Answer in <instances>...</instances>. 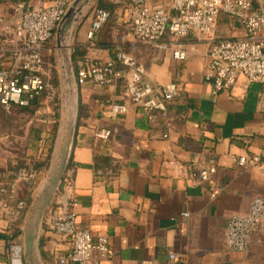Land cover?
Wrapping results in <instances>:
<instances>
[{"label":"crops","instance_id":"0c3cea01","mask_svg":"<svg viewBox=\"0 0 264 264\" xmlns=\"http://www.w3.org/2000/svg\"><path fill=\"white\" fill-rule=\"evenodd\" d=\"M116 9L111 33L106 39L101 33L97 37L107 48L104 57H113L114 35L127 30L126 14ZM218 23L226 37L242 35L239 24L228 20L221 26L227 23L222 16ZM79 42L85 44V32ZM128 42L124 50L144 66L148 82L175 83L179 91L164 112L148 120L122 98L120 88L89 83L78 88L76 130L63 179L70 181L77 225L93 238L107 239L109 256L99 264H264L260 233H252L245 253L225 245L230 217L247 213L253 199H264V175L234 164L240 156H264L260 87L244 88L240 78L232 90L214 95L201 75L205 47L195 39L184 41L188 58L183 63L136 45L130 37ZM108 102L126 105L127 112L115 116ZM100 128L111 131L107 141L94 139ZM48 136L33 153L40 162L51 150ZM209 161H214L215 172L200 183L192 175ZM53 209L51 201L38 232L43 264H57L68 250L67 242L51 230ZM16 221L13 209L0 205V264H20Z\"/></svg>","mask_w":264,"mask_h":264},{"label":"built area","instance_id":"2783aa9c","mask_svg":"<svg viewBox=\"0 0 264 264\" xmlns=\"http://www.w3.org/2000/svg\"><path fill=\"white\" fill-rule=\"evenodd\" d=\"M126 14L124 34H115L110 47L113 57H104L105 50L97 37L110 19V12L95 8L85 31V51L77 62L74 77L78 88H120L124 100L148 119L164 112L175 99V83L157 86L148 82L146 70L124 50L130 37L134 44L155 49L169 59L183 63L188 58L184 41L192 38L204 45L202 79L212 86L214 95L232 90L241 78L243 87L258 85L260 112L264 114V0H166L154 4L150 0H112ZM72 0H42L40 3H14L8 16L0 15V108L27 107L47 89L51 65L46 50L58 23ZM226 15L241 27L242 35L220 37L218 19ZM117 117L127 112L124 104L107 103ZM111 137L108 129H96L94 139L100 142ZM240 168H257L264 175V156H240L234 159ZM215 172L214 161L200 167L192 176L207 182ZM214 197V194H211ZM51 230L68 244L57 264H99L109 256L105 236L93 238L87 228L79 227L71 210L70 181L62 180L52 199ZM15 214L25 204L15 206ZM25 212V211H24ZM21 230V228H20ZM260 233L264 244V199L252 200L247 213L230 217L225 245L229 251L245 253L252 233ZM20 238V235H19ZM169 260L176 257L169 253Z\"/></svg>","mask_w":264,"mask_h":264},{"label":"rangeland","instance_id":"374dc122","mask_svg":"<svg viewBox=\"0 0 264 264\" xmlns=\"http://www.w3.org/2000/svg\"><path fill=\"white\" fill-rule=\"evenodd\" d=\"M100 2L113 7L111 11L107 8L111 13V19L101 32L102 39H106L108 33H111L114 21L119 16L117 5L112 0H78V10L74 15L75 20L70 26V35L66 42L68 52L71 54L72 71L73 49L79 46L81 34L89 27L93 11L99 7ZM11 5L9 1L0 0V15L7 16ZM58 49L54 34L46 50V60L51 65L50 79L46 91L37 101V106L27 110L16 106L9 110L0 108V205L11 207L16 211L17 203L25 204L23 210L25 212L20 214L18 221L20 228L23 227L27 210L45 179L56 141L62 102L69 90ZM46 135H49L51 144L49 158L45 166L36 171L33 167L38 160L33 157V153L37 152L36 146ZM20 245H22L21 233Z\"/></svg>","mask_w":264,"mask_h":264},{"label":"water","instance_id":"95a60500","mask_svg":"<svg viewBox=\"0 0 264 264\" xmlns=\"http://www.w3.org/2000/svg\"><path fill=\"white\" fill-rule=\"evenodd\" d=\"M77 2L78 0H74L70 3L54 33L69 90L68 94L64 95L62 102L56 141L45 179L27 210L23 227L20 230L22 237V245H20L19 250L20 264H43L39 255L38 232L54 194L62 185L64 173L70 160L78 114V87L72 71L71 54L68 52V44L66 42L70 35V26L75 20L74 15L78 10Z\"/></svg>","mask_w":264,"mask_h":264},{"label":"trees","instance_id":"16d2710c","mask_svg":"<svg viewBox=\"0 0 264 264\" xmlns=\"http://www.w3.org/2000/svg\"><path fill=\"white\" fill-rule=\"evenodd\" d=\"M4 1H9V2H11V3H17V2H20V3H27L29 0H4ZM99 8H103V9H105V10H107V8H109L110 11H111V9H113L112 6H110V5H109V6H108V5H104V4H102L101 2L99 3ZM107 11H109V10H107ZM221 16L224 17L225 20H227V23H225V24H221V26H224V25L227 26V25H228V20H229L230 22L234 23V24H235V23L238 24L237 21H235L234 19H232V18H230V17H228V16H226V15H221ZM221 16H220V17H221ZM220 17H219V18H220ZM110 19H111V13H110ZM110 19H109V20H110ZM218 21H219V19H218ZM218 24H219V23H218ZM104 27H105V25H104ZM104 27H103V28H104ZM103 28H102V30H103ZM102 30L100 31V33L102 32ZM218 35H219L220 37H226L225 34L220 33V31H219V27H218ZM84 54H85V51H84V49L81 47V45L76 46V47L73 49V53H72V61H73L74 65H75L76 62H78V61L80 60L81 57L84 56ZM42 95H43V94H42ZM42 95H41L40 97L34 99L33 101H31L27 107H19V108L22 109V110H27V109H30V108H32V107H36V106H37V101L42 97ZM12 107H14V106H12ZM16 107H17V106H16ZM48 158H49V156H48L47 159H46L45 161H43V162L38 161V162L36 163V165H34L33 169H35L36 171L41 170V169L45 166V164H46L45 162L48 161ZM39 162H40V163H39ZM23 212H24V211H23ZM21 213H22V212L19 211V216L17 217V221H16L17 225H19L18 221H19V217H20V214H21Z\"/></svg>","mask_w":264,"mask_h":264}]
</instances>
